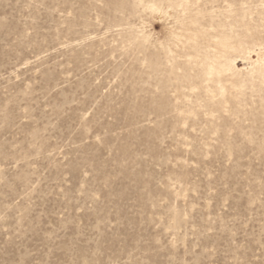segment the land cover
<instances>
[{
  "label": "rangeland",
  "instance_id": "obj_1",
  "mask_svg": "<svg viewBox=\"0 0 264 264\" xmlns=\"http://www.w3.org/2000/svg\"><path fill=\"white\" fill-rule=\"evenodd\" d=\"M258 52L264 0H0V264H264Z\"/></svg>",
  "mask_w": 264,
  "mask_h": 264
},
{
  "label": "bare ground",
  "instance_id": "obj_2",
  "mask_svg": "<svg viewBox=\"0 0 264 264\" xmlns=\"http://www.w3.org/2000/svg\"><path fill=\"white\" fill-rule=\"evenodd\" d=\"M198 14V13H197ZM205 14V13H203ZM209 14V13H208ZM207 14V15H208ZM202 16V14L200 15V17ZM206 16V15H205ZM180 18L178 20H176V26L174 27L175 29H170L168 30V35L166 37V44H165V47L170 51V49L172 47H178V46H181V47H188L189 48H193L195 50V48L198 46L197 44V40L198 38L200 37V35L198 36L196 33L193 32V30H195L197 27H196V24L198 22V17L197 15H187V14H181V16H179ZM202 18V17H201ZM204 15H203V19H204ZM200 19V18H199ZM161 24V23H160ZM167 25V24H166ZM164 28V27H163ZM162 30V29H161ZM167 34V33H166ZM200 40V38H199ZM198 40V41H199ZM203 40V39H202ZM205 40V39H204ZM204 43V42H203ZM201 44V43H200ZM206 45V44H205ZM191 46V47H190ZM204 46V45H203ZM208 46H210L208 44ZM217 47L218 50H216V53L212 55V59L210 58L209 60H211L212 62L209 64V66H207V74L208 75H212V76H217L220 77V76H224V75H233V73L237 72L236 70V65L235 63L233 62L234 60L231 61V57H232V51L224 46V45H215ZM214 46V47H215ZM210 48V47H209ZM208 48V49H209ZM177 49V48H176ZM183 49V48H182ZM192 49V51H194ZM215 49V48H214ZM188 50V49H187ZM190 50V49H189ZM168 51V52H169ZM182 51V50H181ZM210 51V50H209ZM209 51L208 53H206L207 55L209 54ZM213 51V50H212ZM171 52V51H170ZM175 52V50H174ZM200 52V51H199ZM198 52V55L200 54ZM262 52V51H261ZM172 53V52H171ZM189 53V51H188ZM166 54V53H165ZM170 55V53H169ZM201 55V54H200ZM185 56H187V54H185ZM205 56V55H204ZM209 56V55H208ZM231 56V57H230ZM238 56V55H237ZM195 57L197 58L196 56V53H195ZM199 57V56H198ZM203 57V56H202ZM210 57V56H209ZM241 57V56H240ZM256 57H257V60L256 62L263 66L264 65V58H263V55L261 53H256ZM195 58V59H196ZM200 58V57H199ZM205 57H203L202 60H205L204 59ZM236 58L235 57V61H236ZM194 59V58H193ZM208 60V58H206ZM234 59V58H233ZM156 60V59H155ZM154 60V61H155ZM188 60V59H187ZM192 60V59H191ZM198 60V59H197ZM200 60V59H199ZM189 61H190V58H189ZM206 61V60H205ZM198 62V61H197ZM210 62V61H209ZM155 63V62H154ZM202 63V62H201ZM200 63V64H201ZM208 63V62H207ZM192 64V63H191ZM190 64V65H191ZM196 64V63H195ZM199 64V65H200ZM237 64V63H236ZM155 65V64H154ZM194 65V64H193ZM255 66V65H254ZM199 68V66H198ZM206 68V67H205ZM262 69V68H261ZM205 70V69H204ZM260 70V69H258ZM263 70V69H262ZM203 71V70H202ZM261 71V70H260ZM259 71V72H260ZM264 72V71H262ZM201 75V74H200ZM239 75V74H238ZM170 77V76H169ZM203 77V76H201ZM207 76H205V79H206ZM221 78V77H220ZM172 79V78H171ZM176 79V78H174ZM212 79V77H211ZM231 79V78H230ZM229 79V80H230ZM177 80V79H176ZM179 80V79H178ZM220 80V79H218ZM171 81V80H170ZM169 81V82H170ZM226 81V80H225ZM228 81V80H227ZM168 82V81H166ZM165 82V83H166ZM218 82V81H217ZM216 82V84H217ZM219 83V82H218ZM168 84V83H167ZM171 85V84H170ZM166 86V85H165ZM168 86V85H167ZM179 86V85H178ZM217 86V85H216ZM169 87V86H168ZM181 95V94H180ZM158 108V107H157ZM164 108H162L163 110ZM158 110V109H157ZM161 111V110H160ZM164 111V110H163ZM161 113V112H160Z\"/></svg>",
  "mask_w": 264,
  "mask_h": 264
}]
</instances>
